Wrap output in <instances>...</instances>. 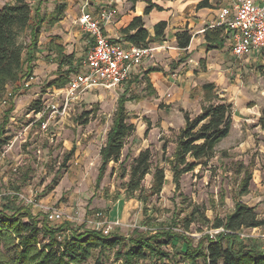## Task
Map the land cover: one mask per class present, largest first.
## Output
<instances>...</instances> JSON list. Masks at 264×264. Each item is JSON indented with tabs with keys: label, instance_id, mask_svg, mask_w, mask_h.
<instances>
[{
	"label": "rangeland",
	"instance_id": "374dc122",
	"mask_svg": "<svg viewBox=\"0 0 264 264\" xmlns=\"http://www.w3.org/2000/svg\"><path fill=\"white\" fill-rule=\"evenodd\" d=\"M27 1L34 13L41 3L40 15L46 21L33 76L9 85L0 96V139L8 140L4 145L0 143V206L14 197L18 205L54 225L68 223L74 230L96 229L126 238L170 232L180 238L186 236L194 248H203L208 238L216 239L224 233L217 231L215 224L225 220L238 202L256 207L259 216L264 217V128L260 123L264 52L236 58L226 37L214 49L200 50L206 41L196 34L193 47L199 53L182 56L180 51L176 57L167 55L171 50L168 47L155 49L153 57L146 58L126 82L82 94L43 129L49 112L39 119L31 109L32 102L55 100L61 105L60 92L68 83L60 88L48 86L60 75L62 54L56 44L63 46L64 55L74 54V65L79 66L92 40L76 23L86 0ZM60 3L66 4V10L51 25L49 19ZM133 3H128L118 17ZM220 7L218 2L216 9ZM51 30L57 35H50ZM21 40L29 44V31ZM150 67L160 69L155 72L171 73L167 88L157 89V79L152 76L155 72L145 74ZM67 68L63 65L61 71ZM206 83L215 86L213 92H205ZM123 95L127 98L128 121L136 130L125 140L121 162L109 163L98 183L100 151ZM222 98L233 106L229 136L218 144L210 161H200L192 171L182 173L177 185L173 155L179 132L185 126V114L195 118L205 106ZM147 148L152 152V169L143 181L142 197L147 199L141 201L138 192L126 191V183L133 159ZM156 167L165 170V185L159 194L150 195ZM246 182L248 190L241 195ZM54 211L61 214V219L48 218ZM241 233L245 236L240 235L238 243L246 248L264 246V227ZM69 236V232L64 233L61 239ZM181 240L174 241V247L163 246L167 257L149 255L141 264H189ZM116 252L117 248L101 254L96 251L85 264H93L99 254L105 264H121ZM196 264L204 263L199 260Z\"/></svg>",
	"mask_w": 264,
	"mask_h": 264
},
{
	"label": "trees",
	"instance_id": "16d2710c",
	"mask_svg": "<svg viewBox=\"0 0 264 264\" xmlns=\"http://www.w3.org/2000/svg\"><path fill=\"white\" fill-rule=\"evenodd\" d=\"M40 7L41 3L34 13L27 0H14L0 8V96L9 85L34 74L42 25L46 21V18L40 15ZM212 7L211 0H200L197 4V9ZM154 8L162 10L153 0H148L144 15L150 14ZM65 10V3L57 4L53 16L49 19L50 24H56ZM167 27V21L157 23L154 26L155 35L152 37L144 17L136 16L121 30L122 37L115 40L148 47L152 41L165 40ZM27 31L29 44L21 40ZM225 35L224 26L207 29L205 40L209 49L221 42ZM175 37L177 47L187 50L193 35L190 29L185 28L178 30ZM50 43L54 45L53 40ZM55 47L59 49V55L62 54L58 70L60 75L52 79L48 86L60 88L79 66L74 65V54L64 55L63 46L60 44ZM184 60L181 58L182 62ZM63 65H68L67 70L61 71ZM159 70L157 67H150L145 74ZM203 89L210 93L214 91L215 86L206 83ZM126 99L124 95L119 99L113 124L107 133L106 143L101 148L98 183L103 179L109 163L121 162L125 140L136 130L134 124L128 121ZM232 108V104L222 98L205 106L195 118L185 114V126L179 132L173 155V173L177 185L182 173L192 171L200 161L207 162L215 156L218 144L230 134ZM31 109L41 112L44 102L41 99L35 100ZM260 123L264 128V109L261 111ZM7 141V138L0 139L3 145ZM151 169L152 152L147 148L133 159L126 183V191L130 194L138 192L141 201L147 199L142 197L143 181L151 173ZM165 180V170L156 167L150 195L159 194ZM248 186L247 182L244 183L241 195L247 192ZM13 198H8L7 202L0 206V264H85L93 257L94 252L99 251L101 254L116 248V259L121 260V264H141L149 255L157 259L167 257L168 254L162 250L163 246L174 247V241L179 239L185 244L182 251L189 264H196L199 260L204 264H264V246L249 249L238 243L240 232L244 229L264 227V217L259 216L256 207L243 202H238L225 220H219L215 224V228H224V233L219 234L216 239L208 238L203 248L202 245L194 248L189 238H180L170 232L151 236L134 234L126 238L118 234H105L96 229L74 230L68 223L54 225L46 218L40 219L39 215H34L30 210L18 205ZM67 232L71 236L61 239V235ZM100 254L93 264H105Z\"/></svg>",
	"mask_w": 264,
	"mask_h": 264
},
{
	"label": "built area",
	"instance_id": "2783aa9c",
	"mask_svg": "<svg viewBox=\"0 0 264 264\" xmlns=\"http://www.w3.org/2000/svg\"><path fill=\"white\" fill-rule=\"evenodd\" d=\"M118 12L112 2L97 12L90 10L89 0L84 2L76 23L90 36L92 45L80 61L79 69L69 76L66 87L62 88L61 105L50 100L44 102L41 112L34 111L39 119L49 112L42 124L43 129L48 128L50 119L55 118L56 114H64L82 94L126 82L136 66L146 58L153 57L156 48L116 41L104 33V26L112 23ZM220 26H224L229 35V46L234 57L244 58L264 50V0H235L233 4L222 7L217 22L211 28ZM48 218L61 219V214L54 211ZM217 231H224V228H218ZM240 235L245 236L241 232Z\"/></svg>",
	"mask_w": 264,
	"mask_h": 264
},
{
	"label": "crops",
	"instance_id": "0c3cea01",
	"mask_svg": "<svg viewBox=\"0 0 264 264\" xmlns=\"http://www.w3.org/2000/svg\"><path fill=\"white\" fill-rule=\"evenodd\" d=\"M147 1L148 0H136L133 3V7L131 9L128 8L127 11H124L121 17H118L119 13H121L122 10H125L128 3H131V0H90V10H92L93 12H97L107 3L110 2L114 3V5L118 8L119 12L117 17L114 19L112 23L104 26L103 29L104 33L113 39L121 38L122 37L121 29L126 28L136 16L144 17L146 21V27L152 37L155 35L154 26L160 21H167L168 27L166 29V35H167V39L170 36L169 39L167 41L165 40L162 43L158 42L157 40L152 41L151 42L152 46L150 45V47L156 48L157 50H161L163 48L166 49L168 47L171 50L167 52L165 51L167 55L168 53H171L172 55H175L177 57L181 54L180 51L183 53L181 54L182 56L191 53L194 54L199 53V50H196V46L193 47L194 45L193 42L196 37V34L201 39H205V31L211 28V25L213 23L217 22L221 8L233 4L235 0H211L213 7L202 8V9H197V4L200 2V0H153V2L158 6H160L162 10H158L157 8H154L150 12V14L144 15V11L147 6ZM8 2L9 0H0V8H2ZM218 2H221L222 7L216 9ZM185 28H188L190 29L191 32H193L192 42L187 50H183L177 47L176 37H175V33L178 30H182ZM53 30H51L50 35H57V32ZM225 37L228 40L229 35L227 32L224 38ZM51 40L52 38L49 39V41ZM215 47L216 45L213 47V49ZM202 48L208 49L207 43L204 46L199 47L200 50H202ZM209 52L210 51H208V53ZM262 52H264V50H262L260 53ZM145 63H147V61H145L144 64ZM185 64L186 63H183V65ZM139 65L133 69L131 76L134 74L135 71H137ZM152 74H153L152 76H154L155 79H157L155 85L159 91L161 89L164 90V88L168 87L170 82V77L172 76L171 73L155 72Z\"/></svg>",
	"mask_w": 264,
	"mask_h": 264
}]
</instances>
